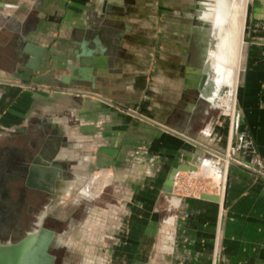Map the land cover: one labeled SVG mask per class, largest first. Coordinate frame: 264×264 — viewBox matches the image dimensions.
<instances>
[{"label": "crops", "instance_id": "obj_1", "mask_svg": "<svg viewBox=\"0 0 264 264\" xmlns=\"http://www.w3.org/2000/svg\"><path fill=\"white\" fill-rule=\"evenodd\" d=\"M205 1L0 0V136L45 124L71 141L72 171L109 174L120 205L102 213L113 231L103 264H264V177L223 162L216 199L162 190L181 163L221 175L208 149L264 160V0H241L253 40L230 112L228 84L210 88L208 77L213 99L196 87L214 38ZM25 41L42 48L34 69L22 65L33 58ZM91 57L93 88L70 77Z\"/></svg>", "mask_w": 264, "mask_h": 264}, {"label": "rangeland", "instance_id": "obj_2", "mask_svg": "<svg viewBox=\"0 0 264 264\" xmlns=\"http://www.w3.org/2000/svg\"><path fill=\"white\" fill-rule=\"evenodd\" d=\"M242 1L244 6L247 4L249 6L251 2V0ZM242 1L230 0L229 4L227 3L228 0H207L205 2L210 7L213 5L226 8L230 7L231 4L234 7L241 5L243 9ZM214 30L213 32H216ZM248 31L249 28L241 26L236 59L231 71L232 81L229 83L221 81L222 84H228L225 88L228 90L225 106L229 112L230 109L234 111L235 108L234 94L239 75L240 57L246 49L247 44L253 40L252 34ZM28 134L33 137H39L37 129L30 131ZM27 137L28 135L25 134H2L0 136V193H6L5 196L0 194V241H5L8 238L15 239L18 235H22L24 232L35 228L39 217L43 216V226H52L55 229L50 239L53 245L50 246L52 247L51 252L56 255L54 264H103L104 260L102 261V259H105V261L107 258L109 259L113 231L111 219L103 218L102 213L106 211L110 212L116 205H120L117 202V197L113 195L115 189L111 183L106 182L109 181V177H107L109 174L106 173L107 176H103V172L100 174L98 171L96 173L90 171L87 175L80 176L81 174L72 171L73 169L69 166L68 169L72 174L66 176L62 169L61 176L64 179L70 180L75 178L78 182L80 181L81 185L79 184L77 188L75 187L76 184L74 185L75 190L73 194H63L56 198L53 207L54 212L58 214L62 213L67 217L64 220L56 219L52 217V213L54 214L53 209L50 208L49 212L46 211L45 199L34 195L31 189L24 188L23 176L17 170H14L15 166L29 161L33 152L28 144ZM70 149L71 141H67L60 145L59 153L56 157H49V153H44L43 155L37 154L36 158L39 155L51 165L56 158L64 160L62 163H67L65 160L70 156ZM230 149L231 147H228L225 152H221L226 155V162L224 158H218L213 153L214 157L217 158L215 160L220 162V171L218 172L221 175L217 173L215 176L213 173L202 172H190L194 174L189 175L186 173L189 171H179L175 177L181 180L182 183L176 192H172L178 197H197V193L201 187L206 189V191L223 192L225 185L224 176L221 173L223 162L224 164L229 162L237 163L236 160H242L230 155ZM254 157L261 159L264 163V160L259 155H253L248 159ZM254 173L264 177V175ZM218 193H216L217 196ZM81 198L82 200L79 201ZM54 216L56 215L54 214ZM40 228L41 226L28 231L29 233H26L27 236L25 234L23 237H36L41 231ZM101 252L103 255H101Z\"/></svg>", "mask_w": 264, "mask_h": 264}, {"label": "water", "instance_id": "obj_3", "mask_svg": "<svg viewBox=\"0 0 264 264\" xmlns=\"http://www.w3.org/2000/svg\"><path fill=\"white\" fill-rule=\"evenodd\" d=\"M106 3V1L104 2ZM35 49V51L33 50ZM24 53H29L33 55L32 59H29V61L23 62V66L31 67L34 69L35 64L40 61L42 48L41 47H35L32 43L29 41H25L24 47H23ZM78 62L82 67L79 69H75L72 67L71 75L70 77L73 78L72 80H76L80 78V76H85V78H88L91 81V87H94V78L93 76V67L100 66L96 60L95 57H91L89 59H82L79 58ZM74 70H77V73H74ZM81 71V72H80ZM84 71L90 72V77H86V75L81 74ZM209 77V74L207 73V69L205 71L201 72L199 75L198 83H196V87L198 91L200 92V95L202 94L206 79ZM66 78V77H65ZM134 112V111H133ZM136 115H139L138 113L134 112ZM64 138V137H63ZM211 152H213L215 155L224 158L225 154L214 151L213 149H208ZM59 151L55 150L53 153H49V157H56L58 155ZM36 161V158L32 161V163L29 165L30 170L29 173L34 174L36 178L42 179L45 177H49L51 179V182L54 185V194L56 197L58 194V188L60 185H58V181L55 179L57 177L56 172L61 171L64 169L62 166V162L64 160H60L58 158L54 159L51 166L52 168L49 171H46L44 168H40L38 166H34L33 163ZM46 166V165H45ZM196 165L191 163H181L173 167L169 173L166 175V178L163 183L162 190L166 194H174L172 192V184H173V178L179 171H190L195 170ZM219 171H220V164H219ZM29 176V175H28ZM28 181L31 179L28 177ZM202 198H210V199H216L218 196L214 193H202L200 195ZM40 232L36 237H21L19 240L9 243L6 242L4 244H0V264H54V260L56 258V255L51 252L52 247L50 246V239L55 231L54 229H47L44 227L40 228Z\"/></svg>", "mask_w": 264, "mask_h": 264}, {"label": "bare ground", "instance_id": "obj_4", "mask_svg": "<svg viewBox=\"0 0 264 264\" xmlns=\"http://www.w3.org/2000/svg\"><path fill=\"white\" fill-rule=\"evenodd\" d=\"M230 1V0H229ZM233 4V3H232ZM239 4V3H238ZM243 4V3H242ZM200 7L199 17L208 23L207 14H211L212 24L214 27L212 30L214 38L210 40V44L204 48L203 54H205V58L203 60V64L200 69L195 72L194 75H197L205 69H207V73L209 74V87L217 88L221 86V81L225 83H229L232 81L231 71L233 69V64L235 63L236 53H237V45L240 38L241 32V21H242V7L241 5H236L235 7L230 4V7L223 8L221 6L216 7L208 6ZM198 19V18H197ZM210 21V20H209ZM208 25V24H207ZM211 27V26H210ZM200 30V29H199ZM202 31L204 29L202 28ZM204 35V34H203ZM213 47V48H212ZM239 47V46H238ZM198 81V80H197ZM208 88V87H207ZM213 91L203 90L202 94L209 98L213 99ZM219 95V94H218ZM225 162L227 160L226 155L224 157ZM49 161V160H48ZM34 166H38L40 168H44L46 171H49L52 167L50 163L43 160L39 155L36 158V161L33 163ZM46 165V166H45ZM196 170V169H195ZM191 172L193 170H190ZM61 171L56 172L57 177L55 178L58 181L59 190L57 196H61L63 194H73L78 180L75 178L66 180L63 176H61ZM175 178V177H174ZM173 178V182H174ZM30 181H34L38 184H43L47 182L48 186H52L54 188L51 179L47 176L45 178L39 179L36 178L35 173L30 175ZM33 184V183H32ZM173 185V184H172ZM80 194V193H79ZM64 197V196H63ZM50 246L52 242L49 243Z\"/></svg>", "mask_w": 264, "mask_h": 264}, {"label": "flooded vegetation", "instance_id": "obj_5", "mask_svg": "<svg viewBox=\"0 0 264 264\" xmlns=\"http://www.w3.org/2000/svg\"><path fill=\"white\" fill-rule=\"evenodd\" d=\"M63 79L66 80L65 77H63ZM39 132V137H33L31 135H29L28 133H26L25 135H28L27 137V141L28 144L30 146V148L33 150L29 161L20 164L19 166H15L14 170H17L18 173L20 175L23 176V186L24 188H29L33 191L34 195L41 196L42 198L45 199L46 204H45V209L46 211H50L51 209H53L54 205H55V200H56V196L54 194V188L51 186H48L47 182L43 183V184H38L34 181H28V177L30 178L31 173H29L30 170V164L32 163V161L36 158L37 154L43 155L44 153H53L55 150H59L60 145L67 142L66 138L64 137V135L56 132L54 133V131H49L46 128L45 124L40 125L38 128H36ZM64 137V138H63ZM41 139V140H40ZM65 162L67 163H62V166L64 167V175L66 176H70V174H72L70 172V170L68 169V167L71 165L70 163H72L73 161H69L65 160ZM69 173V174H68ZM29 175V176H28ZM33 183V184H32ZM2 196H5L6 193L1 192L0 193ZM82 198L79 200L81 201ZM51 208V209H50ZM54 212V209H53ZM54 214L56 216H54ZM52 213V217L59 219V220H64L67 217H65L62 213ZM43 216H40L38 219V222L36 223V227L28 230V231H32L34 229H37L38 227H44L47 229H54L52 226L51 227H46L43 226V220H42ZM55 230V229H54ZM26 231L24 232V234H20L18 235L17 238L13 239V238H8L5 241H0V244H4L6 242H15L17 240H19L21 237H23L26 233L28 234L29 232ZM26 234V236H27ZM50 247V246H48Z\"/></svg>", "mask_w": 264, "mask_h": 264}, {"label": "built area", "instance_id": "obj_6", "mask_svg": "<svg viewBox=\"0 0 264 264\" xmlns=\"http://www.w3.org/2000/svg\"><path fill=\"white\" fill-rule=\"evenodd\" d=\"M236 162L253 171V172H256L258 174H261V175H264V163L262 162L261 159L257 158V157H254V158H251V159H247V160H236ZM187 174H194V173H190V172H186ZM181 180L177 179V177H175V180L173 182V185H172V191L173 192H176V190L179 189V186H181ZM206 192H212V191H206V189L204 188H200V191L197 193V196H200L202 193H206Z\"/></svg>", "mask_w": 264, "mask_h": 264}]
</instances>
